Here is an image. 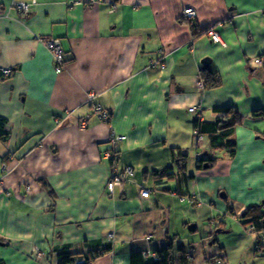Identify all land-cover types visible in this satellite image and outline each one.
Wrapping results in <instances>:
<instances>
[{"label":"crops","instance_id":"obj_1","mask_svg":"<svg viewBox=\"0 0 264 264\" xmlns=\"http://www.w3.org/2000/svg\"><path fill=\"white\" fill-rule=\"evenodd\" d=\"M13 3L0 0V69H11L0 72L9 135L0 138V264H56L49 254L57 245L100 242L111 250L93 264H130L131 252L174 237L192 244L189 206L225 212L214 201L221 190L233 208L264 201V118L250 117L264 107V64L255 62L264 56V0H32L27 16ZM188 7L196 22L182 16ZM209 29L220 41L201 34ZM51 39L64 52L60 73L44 44ZM205 57L218 88L198 84ZM216 107L242 115L238 150L233 161L197 171L207 141L194 121H213ZM114 136L125 137L116 142L120 165L133 174L109 193L102 153ZM179 149L188 155L181 184L156 188L152 172L173 165Z\"/></svg>","mask_w":264,"mask_h":264},{"label":"trees","instance_id":"obj_2","mask_svg":"<svg viewBox=\"0 0 264 264\" xmlns=\"http://www.w3.org/2000/svg\"><path fill=\"white\" fill-rule=\"evenodd\" d=\"M27 3L32 0H23ZM29 6V3H28ZM21 14L26 15L23 11H19ZM185 19V18H184ZM195 19V18H194ZM194 19L190 20L196 22ZM187 20V19H185ZM189 21V20H188ZM196 27V24L192 25V28ZM194 39L199 36L195 29H192ZM208 31V30H207ZM207 33L206 31L202 32ZM260 64H264V56L258 58ZM198 81L201 83L203 89H215L221 86L222 80L217 71L207 67L206 69H201L198 74ZM93 107L99 106L97 101L91 102ZM216 115V118L213 121H194V128L196 137H203L204 141H207L206 148L200 153H196V170L202 172H208L213 170L218 162L233 160L237 153V144L236 140L233 138L235 134V129L242 124L243 118L239 111L233 107H216L212 110ZM107 113V111H106ZM108 119L109 114L107 113ZM251 118H264V107L255 109L250 114ZM8 121L0 118V138L7 140L9 135L7 132ZM208 143L210 147L208 148ZM114 144L110 148L102 153H109L108 157H104L110 168V177L109 182L114 178H124L126 177V169L132 167L129 165H120V151ZM218 150H215V149ZM187 154L182 149H179L176 153L172 155L173 165L167 166L161 170H154L152 172L153 182L156 188H161L162 184L167 179L175 180L177 185L181 184V177L186 173V163H187ZM176 167L177 171L174 172ZM117 172H114V170ZM133 171V170H132ZM190 176V175H189ZM126 181V180H125ZM122 181V184L125 182ZM183 182L184 179H183ZM121 184V185H122ZM119 185H115L117 187ZM45 187V185H44ZM114 187V189H115ZM165 191H172L174 188L164 187L162 188ZM149 190V189H147ZM177 189H174L176 192ZM150 192V190H149ZM184 192V191H183ZM182 199H188L192 201V195L188 193H178ZM236 220L241 224L249 227L251 233H255L258 239V246L261 247L259 235L264 232V201L260 204H252L242 207L241 215H237L235 210H230ZM241 219H244L246 222H242ZM250 223V225H249ZM213 234H209L207 237ZM176 237L165 243L164 246L155 248L152 252L149 251H133L130 254V264H189V260H192V257L189 252V247L192 245H184L182 243H174ZM51 254L55 255L56 264H93L97 259H99L104 254L110 252L111 244H85L83 250H78L69 244H62L53 247ZM150 253H155V258H153ZM221 258V256L219 257ZM46 259V258H45ZM208 264H216L210 260H207Z\"/></svg>","mask_w":264,"mask_h":264},{"label":"rangeland","instance_id":"obj_3","mask_svg":"<svg viewBox=\"0 0 264 264\" xmlns=\"http://www.w3.org/2000/svg\"><path fill=\"white\" fill-rule=\"evenodd\" d=\"M236 129L233 135L235 140ZM260 172L263 174V171ZM195 183V181L192 182V184ZM236 187L229 186V194L237 193L235 192ZM191 192H194V190L192 189ZM222 193H225V196L227 195L225 190H221L218 196L214 198V201L216 205L222 202L226 207L225 212L213 214L210 211V205L206 202L203 203V201L194 206H189L187 210L189 218L194 221L196 220L198 226L196 232L187 233L192 236V244H189L192 245L189 247L192 260H189V264H208L207 260L216 264H264V232H261L262 234L259 235L261 247H257L259 241L255 233H251L249 227L243 225V223L241 224V221L238 222L232 212H230V210L234 209L238 216L241 215L243 205L232 202L233 208L230 201L223 197ZM260 203L261 201L255 204ZM241 220L242 222H246L244 219ZM184 225L185 227L188 226L187 224ZM210 233L213 235L207 237ZM52 256L53 254L50 253L49 258H52ZM220 256L221 258H219Z\"/></svg>","mask_w":264,"mask_h":264},{"label":"built area","instance_id":"obj_4","mask_svg":"<svg viewBox=\"0 0 264 264\" xmlns=\"http://www.w3.org/2000/svg\"><path fill=\"white\" fill-rule=\"evenodd\" d=\"M90 1H95V0H90ZM14 6L18 11H23L24 13L28 12V3L26 1L23 0H14ZM183 17L192 20L196 17V12L193 9V7H188L186 9L183 10ZM208 35L210 37V39L214 42H217L218 39L220 41V38H218L217 33L212 29L208 32ZM44 44L48 47V49L51 51V54L53 56V61H54V66H55V71L56 73H60L62 71V67H63V63H64V52L62 47L60 46V43L57 39H51V40H47L44 42ZM256 63H260V60L257 58L255 60ZM157 63H154L153 65L155 66ZM160 68L163 69L164 68V64L161 63V65L159 64ZM0 72L2 75L4 76H8L11 73V69H0ZM201 86V83H198ZM196 108H190V111H194ZM94 112L99 116V119L101 120H107L108 121V116L105 110H102L100 106H97L94 108ZM125 139L124 136H114V138L112 139L114 144L117 141H121ZM109 153H105V157H108ZM126 177L124 178H119L116 177L114 178L111 182H108L107 187H108V191L109 193H112L115 185H121L122 181L126 180L128 177L132 176L133 171L130 168H127L126 170ZM114 172H117V170L115 169ZM149 195V190H144L141 192V196L143 197H148ZM150 255L155 258V253H150Z\"/></svg>","mask_w":264,"mask_h":264},{"label":"water","instance_id":"obj_5","mask_svg":"<svg viewBox=\"0 0 264 264\" xmlns=\"http://www.w3.org/2000/svg\"><path fill=\"white\" fill-rule=\"evenodd\" d=\"M209 62H210V59L207 57L201 60L202 70L207 68V66L209 65Z\"/></svg>","mask_w":264,"mask_h":264},{"label":"clouds","instance_id":"obj_6","mask_svg":"<svg viewBox=\"0 0 264 264\" xmlns=\"http://www.w3.org/2000/svg\"><path fill=\"white\" fill-rule=\"evenodd\" d=\"M196 18V17H195ZM210 30H212V29H209L208 31H207V34H208V32L210 31ZM217 33V32H216ZM218 34V33H217ZM209 36V35H208Z\"/></svg>","mask_w":264,"mask_h":264}]
</instances>
